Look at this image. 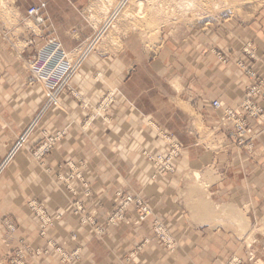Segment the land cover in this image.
<instances>
[{
	"label": "rangeland",
	"instance_id": "374dc122",
	"mask_svg": "<svg viewBox=\"0 0 264 264\" xmlns=\"http://www.w3.org/2000/svg\"><path fill=\"white\" fill-rule=\"evenodd\" d=\"M79 2L78 17L82 28L76 35L77 42L66 48L74 50L71 53L76 65L57 95L58 104L49 105L48 88L31 71L33 54L48 37L46 34L40 37L43 33L27 17V11L35 0H0V70L9 71L0 72V179L17 152L27 150L33 160L43 165L53 150L64 142L68 128L49 129L46 125L48 114L53 108H60L62 101L75 102V115L78 116L72 118L70 125L81 135L80 144L93 146L95 143L90 132L96 127V120L101 119L100 125L111 128L115 109L118 108L117 101H174L169 106L174 110L178 101L219 100L236 108L247 99L253 82L257 79L264 81V73L258 70L264 58V0ZM94 38L96 40L89 50L79 58L77 51L85 49ZM261 69L263 71L262 66ZM247 70L256 75L255 79L249 77ZM243 79L246 83L242 82ZM238 88L241 101L234 99L236 94L231 95V91L237 93ZM212 93L217 99H209ZM223 96H229V100ZM225 101L235 102L228 104ZM212 102V110L221 115L219 120L212 117L210 124L194 111L179 110L166 117L163 124L168 131L161 130L158 123L152 124V130L160 134L164 142L162 149L158 146L153 150L143 147L141 151L142 158L155 168L153 178L163 173L174 174L176 162L184 149H187L191 159H203L206 154L230 152L231 149L254 154L256 141L264 134L263 96L252 97L251 102L259 112L254 115L245 112L240 116L241 120H246L244 128L236 126L234 119L227 120L224 111L215 109ZM28 128L25 142L13 151L15 143ZM7 151H12L8 158ZM85 167L83 160L68 158L60 161L56 170L45 168L44 173L63 192L72 195L69 187L78 194L73 185L78 181L84 188V195L89 196L92 191L84 174ZM209 169L205 167L202 171H194L198 183L203 184L206 177L212 176ZM220 171L223 173L224 169L220 168ZM188 177H192V173ZM202 184H198L197 188L208 206L210 203L206 197L209 196L210 186ZM141 190L140 186L130 182L116 189L114 195L117 202L106 219V225L110 215L119 207L121 195L141 198L150 207L152 215L137 224L132 208L128 212L129 217L117 223L137 227L149 223L153 239L170 253L176 252L179 241L156 215ZM211 192L215 196L212 189ZM31 201L34 209L29 205ZM26 203L42 223L43 236L61 218V215L51 216L38 199L32 198ZM83 203L91 220L82 222L85 218L75 213L74 202L72 212L81 224L99 226L102 232L96 229V233L103 234L104 225L98 223ZM40 210H44L43 220L48 222L49 219L47 224L40 218ZM248 221V228L240 236V246L225 252L216 251L212 264H264V216L262 219L248 218ZM156 222L159 223V231L155 227ZM0 225L9 238L17 231L16 222L11 217H0ZM149 242V239L144 241ZM144 243L137 248L141 249ZM53 248L60 249L54 245ZM138 249L131 253L130 258H136ZM30 252L31 247L21 243L6 254L5 264H28ZM35 253L36 256L47 254L48 249L35 250ZM60 256L66 262L73 260H68L69 257L65 258L63 254Z\"/></svg>",
	"mask_w": 264,
	"mask_h": 264
},
{
	"label": "crops",
	"instance_id": "0c3cea01",
	"mask_svg": "<svg viewBox=\"0 0 264 264\" xmlns=\"http://www.w3.org/2000/svg\"><path fill=\"white\" fill-rule=\"evenodd\" d=\"M41 3L46 4L42 13L48 26L44 29L37 25L43 33L40 37L54 35L62 41L63 47L71 48L82 28L78 17L79 0H35L33 5ZM260 64L258 70L264 73V58ZM242 82L246 83L245 79ZM233 91L234 99L241 101L239 88V93ZM216 97L212 93L209 99ZM223 97L229 100V96ZM172 102L117 101L111 128L100 125L101 119L96 120L97 125L90 132L93 146L80 144L81 135L70 125L72 118L78 116L75 115V102L62 101L63 106L53 108L46 125L49 129L68 128L64 142L53 150L43 165L33 160L27 150L17 152L1 175L0 217L14 219L17 231L9 238L0 225V264H5L6 254L21 243L31 247L28 264H212L216 251L238 248L240 236L248 228V218L262 219L264 216V134L256 141L253 155L231 149L230 152L206 154L203 159H191L184 149L174 174L163 173L153 178L155 168L142 158L141 151L143 147L162 149L164 142L160 134L152 130V124L158 123L161 130L168 131L163 123L174 110L194 111L209 124L212 117L219 120L221 115L212 110V100L178 101L174 110L169 107ZM225 102L233 104L235 101ZM11 152L7 151V158ZM68 158L83 160L86 164L84 174L90 183L91 195H84V188L78 181L73 183L78 194L63 192L44 173L45 168L56 170L60 161ZM205 167L212 170V176L206 177L203 184L198 183L194 171H202ZM220 168L224 169L223 173ZM190 173L192 177H188ZM129 182L142 188V195L179 241L176 252L170 253L153 239L149 223L142 227L123 222L106 225L117 202L114 191ZM198 184L210 186L206 197L208 206L201 199ZM32 198L38 199L51 216L61 215L44 236L41 235L42 223L26 203ZM76 200L85 202L87 211L104 225L103 234H97L96 227L79 222L71 208ZM147 239L150 242L144 243ZM141 243L144 245L136 258H130ZM53 245L67 255L77 251L79 257L63 261ZM44 248L48 253L36 256L35 250Z\"/></svg>",
	"mask_w": 264,
	"mask_h": 264
},
{
	"label": "built area",
	"instance_id": "2783aa9c",
	"mask_svg": "<svg viewBox=\"0 0 264 264\" xmlns=\"http://www.w3.org/2000/svg\"><path fill=\"white\" fill-rule=\"evenodd\" d=\"M45 7V3H41L40 5H32L29 10L27 11V16L30 18L35 24L43 26L44 29L47 28L46 26V18L42 14L41 10ZM96 39H92L91 42L85 49H81L77 51L79 58L83 56L90 48V46L94 43ZM74 51V50H73ZM73 51H68L66 48L63 47L59 38L54 35H50L46 38L44 45L37 47L35 53L33 54L31 60V71L34 76L44 82L46 87L48 88V101L49 105H57L58 99L57 95L64 85L68 77L71 75L76 63H73ZM244 67V66H243ZM247 74L249 77L255 79V74L252 71L247 70ZM253 82L252 87H250V91L248 92V97L245 99L244 103H242L239 107L233 108L229 105H226L224 102L215 100L212 102V106L215 109H222L224 111L225 117L227 120L234 119L236 126L245 127L246 120L243 121L240 119V116L243 113H251L256 114L259 110H256V107L252 104V97L255 95L261 94L264 98V81L259 80ZM252 96V97H251ZM239 115V119H236V116ZM252 116V115H250ZM242 121V122H241ZM258 123H261L258 120ZM29 132V128L19 137L17 142L13 147V151L19 148L26 140L27 134ZM86 186V183H83ZM69 187V186H68ZM70 191L76 195L74 189L69 187ZM34 203L29 202V205L34 209ZM84 203L80 200L74 201V210L75 213L82 215V222H87L91 220L87 217L86 210L84 209ZM133 208V216L135 217V222L137 224H141L142 221L147 220L151 215L152 211L148 204L138 197H133L131 195H121L119 207L115 209V211L110 215L109 220L107 221V225H115L120 220L127 219L128 212ZM39 215H41V219H44V210H40ZM43 215V216H42ZM48 219V218H47ZM45 222V220H43ZM49 222V219H48ZM48 222H45L46 224ZM10 223V221H8ZM93 224V221L91 222ZM156 229L159 231L160 226L159 223L156 222ZM12 228V226H10ZM96 229L101 233L102 230L99 226ZM140 250V249H138ZM60 254H63L65 258L69 257L68 260H72L74 258H78V252H74L72 255L64 254L60 249H57ZM133 255V254H132ZM67 256V257H66ZM72 258H71V257ZM64 261L65 259L62 258Z\"/></svg>",
	"mask_w": 264,
	"mask_h": 264
},
{
	"label": "bare ground",
	"instance_id": "6f19581e",
	"mask_svg": "<svg viewBox=\"0 0 264 264\" xmlns=\"http://www.w3.org/2000/svg\"><path fill=\"white\" fill-rule=\"evenodd\" d=\"M117 7H118V6H117ZM114 10H115V9H114ZM41 12H42V10H41ZM114 12H115V11H114ZM117 13H118V12H117ZM42 14H43V13H42ZM114 16H115V17L117 16V15H116V12H115V15H114ZM114 16H113V17H114ZM27 17H28V16H27ZM44 17H45V16H44ZM29 19H30V18H29ZM46 26H48V24H47V20H46ZM106 26H107V25H106ZM196 179H197V178H196ZM193 181H194V180H193Z\"/></svg>",
	"mask_w": 264,
	"mask_h": 264
}]
</instances>
